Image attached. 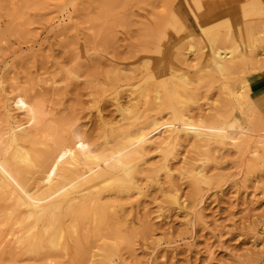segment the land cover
<instances>
[{"label":"rangeland","instance_id":"374dc122","mask_svg":"<svg viewBox=\"0 0 264 264\" xmlns=\"http://www.w3.org/2000/svg\"><path fill=\"white\" fill-rule=\"evenodd\" d=\"M202 24L217 34V47H237L232 71L205 69L211 42ZM189 33L201 49L192 57ZM132 92L138 112L145 111L136 121L121 111L133 103ZM34 105L48 113L38 127L28 114ZM185 118L210 137L190 133ZM16 123L26 137L21 147L32 154L49 155L52 147L70 160L68 174L104 176L88 175L65 194L35 201L41 220L25 223L23 233L32 240L50 221L57 235L55 249L44 236V248L32 251L4 238L26 213L14 207L9 215L15 199L43 171L21 174V185L6 175L0 264H264V0H0L1 156L10 152ZM130 144L136 170L127 176L112 161ZM195 166H203L205 181L192 179L188 168ZM175 190L179 204L171 201Z\"/></svg>","mask_w":264,"mask_h":264},{"label":"bare ground","instance_id":"6f19581e","mask_svg":"<svg viewBox=\"0 0 264 264\" xmlns=\"http://www.w3.org/2000/svg\"><path fill=\"white\" fill-rule=\"evenodd\" d=\"M206 2V1H205ZM209 2V1H208ZM212 2V1H211ZM254 4H256L255 2H253ZM210 4V3H208ZM216 4V2H215ZM218 4V3H217ZM195 4H193V9L195 8L194 6ZM222 5V4H221ZM234 5V4H233ZM217 6V5H216ZM259 6V5H258ZM179 7V6H178ZM188 7V6H187ZM192 7V6H191ZM211 7V5H210ZM232 8L233 6H228V8ZM176 8V7H175ZM221 8V7H220ZM230 8V9H231ZM177 9V8H176ZM179 9V8H178ZM196 9L198 10V12H202L203 8H201V6H198V8L196 7ZM248 9V8H247ZM183 10V9H182ZM227 10V9H226ZM233 10V9H231ZM235 10L236 7H235ZM254 10V9H253ZM186 11V10H185ZM191 11V10H189ZM184 12V11H183ZM224 14H226V11H224ZM233 12V11H232ZM235 12V11H234ZM237 12V11H236ZM176 14V13H175ZM235 14V13H234ZM222 15V13H221ZM220 15V16H221ZM227 15V14H226ZM229 15V14H228ZM236 15V14H235ZM179 17V16H178ZM177 17V18H178ZM222 17V16H221ZM225 17V16H224ZM227 17V16H226ZM191 19V18H190ZM217 19V18H215ZM228 19L227 18H222V22L224 23L223 20H226ZM173 20V19H172ZM199 20V19H198ZM203 19H201L200 21H202ZM218 20V19H217ZM229 20V19H228ZM198 21V22H200ZM207 21V20H205ZM238 21V20H237ZM197 22V21H195ZM221 22V24H222ZM178 23V22H177ZM204 23V22H203ZM216 23V22H215ZM215 23L213 24L214 27L216 28V25L215 26ZM239 23V22H238ZM183 24V23H182ZM201 24V23H199ZM220 22H219V25L221 26ZM231 24V23H230ZM235 24V23H234ZM262 24V23H261ZM172 25V24H171ZM207 24H202L201 25V28H202V31L205 33V36H207V39H209V41L211 42L209 46V49L208 52H209V59H210V66L205 68L208 70V72H216V73H219L221 75H224L230 71L233 70V67H234V63L238 60L237 59V47L235 48H229V47H225V48H221V47H217V43H218V36L217 34H213L211 32V34H209L207 32V28L206 27ZM212 25V26H213ZM223 25V24H222ZM227 25H228V22H227ZM198 26V24L196 25ZM205 26V27H204ZM208 26V25H207ZM210 26V25H209ZM211 26V27H212ZM219 26V27H220ZM225 26V25H223ZM259 26V25H258ZM222 27V26H221ZM227 27V26H225ZM233 27V26H232ZM223 28V27H222ZM243 28V27H241ZM234 29V28H232ZM183 30V29H182ZM208 30H211V29H208ZM244 30V29H243ZM255 30V29H254ZM192 31V29H191ZM237 30L235 29V32ZM241 31V29H240ZM256 31V30H255ZM227 32V30H226ZM185 33V32H183ZM219 33V32H217ZM196 35V34H195ZM238 35V34H237ZM254 35V34H253ZM255 36V35H254ZM202 37V36H201ZM185 37H183V40H184ZM188 45H187V55L189 56H196L198 54V52H200V48H198V44H194L192 41H193V38H192V35L191 33L188 34ZM197 38V37H196ZM205 38V37H204ZM166 39V37H165ZM164 39V40H165ZM182 39V38H181ZM232 38L231 36L228 34L227 36V39L226 41H231ZM239 40V39H238ZM185 41V40H184ZM177 42V41H176ZM256 42V41H255ZM208 44V43H207ZM206 44V45H207ZM174 46V45H173ZM177 45H175L176 47ZM180 46V44H179ZM181 47V46H180ZM204 48V47H203ZM204 51V50H203ZM160 52V51H159ZM204 53H206V51H204ZM161 54V53H159ZM161 57V56H160ZM243 58V57H242ZM154 59V58H153ZM162 59V57H161ZM208 59V60H209ZM169 60V59H168ZM207 60V61H208ZM165 61V60H164ZM188 61V60H187ZM149 62V60H148ZM240 62V61H239ZM147 63V62H146ZM155 63V62H154ZM153 63V64H154ZM148 64V63H147ZM146 65V64H144ZM158 65V64H157ZM237 65V64H236ZM153 66V65H152ZM260 66V64H259ZM155 68H156V65H155ZM154 68V69H155ZM157 72V71H156ZM175 72V71H174ZM178 72V71H177ZM148 73V72H147ZM140 74V73H139ZM156 74V73H154ZM160 74V73H159ZM148 75V74H147ZM152 75V74H151ZM161 75V74H160ZM159 75V76H160ZM175 75V73H174ZM183 76V75H182ZM175 77V76H174ZM173 77V78H174ZM146 78V77H145ZM165 78V77H164ZM151 79V78H150ZM168 80V79H167ZM182 81L186 82L188 81V78L186 76H183L181 78ZM180 80V82H181ZM153 81V80H152ZM172 81V80H171ZM173 82V81H172ZM171 82V83H172ZM138 83V82H137ZM142 83V82H141ZM136 84V83H135ZM216 84V83H215ZM149 85V84H148ZM174 85V84H173ZM242 85V84H241ZM135 86V85H134ZM133 86V87H134ZM156 86V85H155ZM169 86V85H168ZM140 87V86H139ZM137 87V88H139ZM154 87V85H153ZM177 87V86H175ZM236 87V86H235ZM232 88V87H230ZM244 89V87H242ZM241 88V89H242ZM159 89V87H158ZM172 89H174L172 87ZM155 90V89H154ZM229 90V89H228ZM234 90V89H233ZM147 91V90H145ZM174 91V90H173ZM176 91V90H175ZM240 91V90H239ZM177 92V91H176ZM148 93V92H147ZM180 93V92H179ZM239 93V92H238ZM237 92L235 91H230L228 96L230 98H233L235 96L238 97V94ZM154 94V93H153ZM163 94V93H162ZM162 94H160V92L158 90H156V97L154 99V102L156 101L157 104H160L163 102V98H162ZM162 95V96H161ZM172 95V94H171ZM137 96V95H136ZM175 96H178V95H175ZM131 97L133 99V103L129 104L128 106L126 107H123L121 109V111L123 112V115L125 119H127L129 116L132 115V117H130L129 121H132V119H134L135 121L138 120V119H141L144 117V114H145V111H140L138 112V109H137V106L138 104L136 103H139L137 102L139 100V98H136L135 97V93H131ZM130 97V98H131ZM139 97V96H138ZM165 97V96H164ZM174 98H177V97H174ZM184 98V97H183ZM181 98V99H183ZM143 99L145 101V105H150L151 109H154L155 106L150 102V97H149V94H146L143 96ZM191 99V98H189ZM141 101V100H140ZM190 101V100H189ZM171 103V102H170ZM168 106V104H167ZM142 108V107H141ZM147 108V107H145ZM149 108V109H150ZM164 108V107H163ZM148 109V108H147ZM169 109V108H168ZM187 109V107H186ZM173 110V109H172ZM184 109H182L183 111ZM165 112V111H164ZM177 112V111H176ZM175 110H174V113H176ZM181 112V111H180ZM183 112H186L185 110ZM173 113V114H174ZM29 117H30V121L31 123L35 126V127H38L40 125H43L45 122H46V116H47V112L42 109L39 105H34L30 111H29ZM179 114V113H178ZM186 114V113H185ZM188 114V113H187ZM175 115V114H174ZM173 115V117H175ZM185 116V115H184ZM163 118V117H162ZM184 118V117H183ZM181 119V118H180ZM184 120V119H183ZM198 121V120H197ZM180 122V121H179ZM182 122V121H181ZM180 122V123H181ZM187 130L194 134L197 138H203V139H206L210 136H208V134L206 132H204L203 130L199 129L196 124L189 118H185V122L183 123ZM149 125V124H148ZM46 126V125H45ZM44 126V127H45ZM131 123H129L128 127L127 128H130L131 129ZM164 127V126H163ZM168 127V125H167ZM50 128V127H49ZM128 129V130H124V133L122 134L123 136H125L127 139L129 140H132V131ZM145 129V128H144ZM171 129V128H170ZM167 130V129H166ZM172 130V129H171ZM186 130V131H187ZM20 131H21V127L20 125H18L17 123L15 124V132L13 134V137H12V143L10 144L9 146V149H10V152H5L3 153L2 151V156H1V159H0V170L2 171V174L3 176H0V192L4 189H6L8 187L9 188V184H10V180L7 178L6 175H10L11 176V181H13L16 185H19L20 183V175L21 174H31L30 170L32 168L36 169L35 171L37 172V170L39 171V169H41L43 171V175H38L40 176L39 177V180H37L36 182H30L31 186H32V189H28L29 190H26L25 188H22L23 190V195H18L17 198L15 199L16 200V204L10 209V212H9V215H12L15 213V209L14 207H16V209L20 210V209H26V213L22 216L20 214V218L15 220L13 225H12V230L15 231V233H11L9 232V234L4 238V240H8L10 241V243L12 242L13 246L14 247H25L27 246V249H31L32 251L37 249V251H39L40 249H43L42 248V238L45 236L47 237L48 236V246L46 247H49L51 249H55V245H56V240H55V237H56V232L54 234L53 233V230H54V225L50 222V221H45L44 222V225L42 227V230H41V235L40 236H37L35 235L34 237H32V240L30 239V236H32L31 234L32 233H29L27 235H25L22 231V229H24V224L27 223L28 221H36L38 222L40 219V214L41 212L38 210V206L37 204L35 203V201H42L44 200V198L48 195H51L52 193H58V194H55L56 196H60L62 193L65 194V190H67V188H74L76 185H80L81 183L83 182H86L87 179L86 177L89 175V176H95V177H99V178H103L104 174H102L101 172H95L94 170H91L88 174H84V173H77L75 174V176H72L70 174H68V172H66L67 169V165L69 164L68 162L70 160L67 161H63L61 160V157L59 156L58 152L55 153L56 151L52 149V147L50 148L49 147V155L48 153L46 152L45 154L42 153L41 151L38 150L37 151H34L33 154L32 152H30L29 150H27L25 147H21L20 145V142L23 141V139H26V137L22 136L20 134ZM126 131V132H125ZM142 132V131H141ZM156 132V131H155ZM140 133V132H139ZM166 134H168V138L169 140H172L171 139V133L169 130H167L165 132ZM143 134V133H142ZM164 134V133H163ZM174 135V134H173ZM48 136V135H47ZM50 136V135H49ZM175 136V135H174ZM117 137V136H116ZM219 137V136H218ZM141 138L146 141L145 137L144 136H141ZM178 138V137H177ZM49 139V138H48ZM176 139V138H174ZM173 139V140H174ZM169 140H166L169 142ZM108 141V140H107ZM175 141V140H174ZM132 142V141H131ZM35 142H33L34 144ZM124 143V142H123ZM5 144V143H4ZM3 144V145H4ZM37 144V143H36ZM41 144H44L45 147H48V144L47 143H41ZM125 144V143H124ZM127 144V143H126ZM125 144V145H126ZM124 145V146H125ZM132 144H130V147L128 148H125V150L122 152V153H117V156L114 157L113 161L115 160V163H114V168H118L117 170H121L123 171V173H125L127 176H132L134 173H135V166H134V160H131V155H133V153L135 152L134 149H133V146H131ZM5 146V145H4ZM43 146V145H42ZM163 149V148H162ZM117 151V149H115ZM115 151V152H116ZM1 152V150H0ZM119 152V151H118ZM119 154V155H118ZM256 152L253 154V156L255 155L256 156ZM106 155V154H105ZM113 156H114V153H113ZM135 156V155H134ZM70 157H73L72 159H74L75 157V154L74 152H71L70 154ZM104 157V156H103ZM87 158V157H86ZM109 158V157H107ZM106 159V158H105ZM22 163H19L20 161H22ZM88 160V159H87ZM90 160V158H89ZM111 161V160H110ZM14 163L15 162V165H16V162H18L19 165L17 166H14V165H11V163ZM107 162V161H106ZM111 162V163H112ZM20 164H24L23 167H21L22 165ZM194 165V164H193ZM204 165V164H203ZM110 166V165H109ZM205 167V166H204ZM109 168H113L112 166H110ZM33 169V170H34ZM61 172L60 175L59 173L57 175H55L54 173V177H51V174L54 170H56ZM99 169V168H98ZM188 169H191V172L190 173V176L192 177V179L195 181V182H199V181H205L206 180V173L203 174L204 172V168L203 166L201 167H194L193 169L192 168H188ZM88 170V168H87ZM115 170V171H117ZM41 171V172H42ZM109 171V170H107ZM189 171V170H188ZM35 172V173H36ZM81 172V171H80ZM171 172V171H169ZM34 173V174H35ZM86 173V172H85ZM122 173V174H123ZM37 174V173H36ZM35 174V175H36ZM23 176V175H22ZM101 176V177H100ZM30 177V176H29ZM34 177V176H33ZM33 177H30L33 178ZM36 177V176H35ZM92 179H94L93 177H91ZM96 178V179H97ZM91 179V180H92ZM95 179V180H96ZM9 180V181H8ZM32 180V179H31ZM90 180V178H89ZM95 180H92V181H95ZM97 181V180H96ZM24 182V181H23ZM27 182V181H26ZM99 182V181H98ZM120 183L124 184L125 182L124 181H121ZM131 184V183H130ZM21 185V184H20ZM12 186V185H10ZM20 187H24L23 185L20 186ZM82 187V186H81ZM14 188V187H13ZM77 188V186H76ZM75 189V188H74ZM14 190L12 189V192ZM65 191V192H64ZM76 191V190H75ZM79 191V190H78ZM10 192V191H9ZM8 192V193H9ZM173 192V191H172ZM171 192V193H172ZM60 194V195H59ZM68 194V193H67ZM70 194V193H69ZM178 190H175L172 194H171V198L174 203L176 204H179V197H178ZM53 197V196H52ZM0 199L2 200H6L7 201V198H6V195H5V192L1 193L0 194ZM11 200V199H10ZM87 200V199H86ZM40 207V206H39ZM41 208V207H40ZM56 215V213H55ZM15 217V216H13ZM10 218V219H14V218ZM35 222V223H36ZM41 222V221H40ZM12 223V222H11ZM39 223V222H38ZM37 225V224H36ZM35 228V226L31 229V232L33 231V229ZM16 230H18V232H16ZM28 231V230H27ZM30 231V230H29ZM34 235V234H33ZM3 238V237H2ZM44 239V238H43ZM1 240V239H0ZM2 239V241H4ZM31 240V241H29ZM6 244V243H5ZM2 245V244H1ZM45 247V248H46ZM16 248V249H18ZM27 252V251H26ZM31 253V251H30ZM99 255H96V254H93L91 256V258H96L98 257ZM104 256V255H103ZM113 257V256H111ZM106 259L109 260V256H106ZM91 261V260H90ZM92 262V261H91ZM94 263L96 261H93ZM98 263V262H97ZM95 263V264H97ZM90 264V263H89ZM99 264V263H98Z\"/></svg>","mask_w":264,"mask_h":264},{"label":"crops","instance_id":"0c3cea01","mask_svg":"<svg viewBox=\"0 0 264 264\" xmlns=\"http://www.w3.org/2000/svg\"><path fill=\"white\" fill-rule=\"evenodd\" d=\"M260 104V105H259ZM256 105L260 106L262 108L263 105H261V103L259 102L258 104L256 103Z\"/></svg>","mask_w":264,"mask_h":264}]
</instances>
